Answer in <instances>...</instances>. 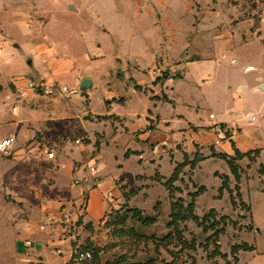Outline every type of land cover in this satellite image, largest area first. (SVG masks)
I'll return each mask as SVG.
<instances>
[{
  "label": "crops",
  "instance_id": "1",
  "mask_svg": "<svg viewBox=\"0 0 264 264\" xmlns=\"http://www.w3.org/2000/svg\"><path fill=\"white\" fill-rule=\"evenodd\" d=\"M199 1V33L191 44L184 32L175 38L179 23L137 22V9L120 5L96 22L83 9L86 0H0V140L15 137L8 152L0 151V264H68L62 217H77L86 184L94 187L83 219L96 224L107 211L104 192L113 190L117 204L122 186L137 178L144 193L142 176L151 178L156 169L173 175L185 154L204 158L192 170L206 187L196 202L201 214L219 208L217 173L233 178L223 157L252 152L254 160L236 163L247 160L255 174L248 179L240 168V187L252 208L253 230L263 233L264 0ZM164 2L176 13L195 9L193 0ZM175 60L181 79L172 75L155 83ZM232 65L251 78L236 81L229 86L234 92L219 99L218 90L228 87L224 70ZM85 78L92 85L80 89ZM29 80L67 84L73 93L47 96L29 89L20 98ZM134 83L153 92H139ZM247 90L261 100L244 104L241 93ZM216 123L228 133L213 131ZM43 144L56 152L55 161L47 159ZM128 150L137 154L127 157ZM89 165L97 167L93 176ZM223 199L231 208L230 194ZM243 242L255 250L239 251L237 264H264V248L256 240Z\"/></svg>",
  "mask_w": 264,
  "mask_h": 264
},
{
  "label": "rangeland",
  "instance_id": "2",
  "mask_svg": "<svg viewBox=\"0 0 264 264\" xmlns=\"http://www.w3.org/2000/svg\"><path fill=\"white\" fill-rule=\"evenodd\" d=\"M164 1L165 0H86L85 3H87V6H84L83 9H86V12H88L91 17H94V19L98 17L95 19L96 22L111 17L112 10L110 9H120V6H123L125 9H137V22L155 20L163 26L166 22L179 23V26L174 29L175 38H181L184 32L186 33L185 37L190 40V43L196 44L197 35L199 33L198 26L201 22V17L198 13V11H201V2L199 0H193L191 5L195 9H188L187 11L184 9L182 13L180 12L182 9H178L180 13H176L177 9H164ZM213 1L218 2L219 0ZM227 3L237 4L238 2L229 0ZM94 9L99 10L96 16L92 13ZM150 15H152V17ZM178 64H180V62L175 60L170 65L171 69L166 68L161 70V80H159L158 83L165 79V74L169 76L173 75L175 80H180L181 77H177V79L175 77L178 72L181 73V70L177 69ZM224 72V80L228 81V87L221 91L218 90L219 99L225 98L226 94L229 92H234L232 91L234 87L229 86L236 81L249 80L251 78L250 73H242V71L234 65L224 70ZM118 75L119 77L122 76L121 73H118ZM131 82L133 83V81ZM215 85L217 89L218 85L216 81ZM149 89L150 87L146 86L145 91H143V89L137 91L149 95L153 92V90L150 91ZM260 98L261 95L254 94L248 90L241 93V99L246 105L258 103V101L261 100ZM123 100L124 98L121 99V102H123ZM210 108L214 111L216 110L214 102H210ZM133 153L137 154V151L128 150L126 156L128 157ZM196 155L201 157L199 153ZM203 159L204 158L201 157L200 160ZM185 160H188L189 163L182 168L179 178L174 182V185L180 189L176 190L174 195L176 198L182 197L186 202H189L192 199L191 194L198 192L201 187L205 186L199 185L197 179L193 177L194 174L192 170L199 161L195 166H192L190 164L192 160L188 154H185L184 161ZM246 161L247 160L242 162V165H238L242 170V176L246 175V178L249 179L255 176V174L248 170L250 167L247 166ZM188 166L189 170L185 171ZM249 174L251 175L249 176ZM181 175L185 177H181ZM221 175L226 174H217L220 178ZM170 177H172V175L169 177L161 175L159 169H156V173L151 176V178L148 174H145V176L140 178V180L144 178V182H146L145 186L147 189L144 193H141V189H137V178L136 180H134V178L131 179L129 181V186H122V198L119 203L114 204V198L112 201H106L108 203L107 211L103 218L96 224L92 222L85 223L83 217L85 214L84 209H86L87 193L81 194L83 203L81 204V210L77 214V217H75L74 220L71 218L66 220V218L62 217V235L69 240L71 248V252L68 254L70 257L68 264H86L84 260L76 261L74 256L79 251H93L95 249H100L102 264H148L149 259H154L156 264H193V261H195V264H227L226 260L220 256L209 259V255L215 250L216 246H218L222 253L228 255V260L233 264L231 248L235 243L243 242V240H256L259 247L264 248V222L258 221L263 228L262 234H257L256 230H247L251 225L255 226L252 212L241 205L236 208H234L233 205L231 208H225L226 201L223 199V194L225 192L229 193L227 189L223 190L222 194L221 190H219V195L216 197L219 201V208L215 209L219 213L216 219H220L221 215H227L229 217L225 231L220 234L217 243L214 242L212 235L215 230L222 227L223 224L217 225L215 228H210L215 219H211L207 222V230L202 226H198L191 220L181 222L180 231L188 243L195 245L194 248L183 247L176 239H170L169 241H159L158 239L155 241L150 238L157 237L162 239L171 232L169 222L171 219L172 199L169 190L164 184ZM254 182L258 184V180ZM229 185L232 186L233 193L236 195V181L234 176L232 179L230 178ZM203 193H200L196 197L195 204L198 197ZM167 194H169V197ZM228 203L230 205V202ZM137 209L141 211L143 217L156 216V222L150 225H144L142 222L138 221L137 217L133 216L134 210ZM210 210L211 209H207L205 212L198 215L202 217ZM196 213H198L197 210ZM122 219H124V223H121ZM137 233L145 236L143 238H138ZM59 253L60 252H58V254ZM60 255L64 256L65 252L60 253Z\"/></svg>",
  "mask_w": 264,
  "mask_h": 264
},
{
  "label": "trees",
  "instance_id": "3",
  "mask_svg": "<svg viewBox=\"0 0 264 264\" xmlns=\"http://www.w3.org/2000/svg\"><path fill=\"white\" fill-rule=\"evenodd\" d=\"M165 78H168L169 75H164ZM175 77H179V74L175 75ZM159 80H161V77H158L157 80L155 81V83H157ZM135 84V89L136 90H142L143 87L134 83ZM224 127V125H222ZM228 133V131H227ZM255 155H258L259 151L256 150L254 151ZM244 157H248L250 160H254V157L252 156V152H248V153H241L240 151L236 152V156L234 158H227V157H223L224 159L227 160L228 164L230 165L232 174L235 178L236 181V186H235V190H236V195H234L233 193V189L231 188V186L229 185V181H230V177L228 175H221V178L223 179V184L220 188L221 190V194L223 192V190L227 189L231 195V203L233 205L234 208L238 207L239 205H241L242 207H245L248 211H251L252 208L249 204H247L243 198H242V193H241V187H240V180H241V170H240V166L238 165V163H236V160L244 158ZM201 157H199L198 155L195 156L194 160H192L190 162V164L192 166H195L196 163L198 161H200ZM188 160H185L183 163L177 164L175 171L172 175V177H170L164 184L167 187V189L170 192V196L172 199V207H171V219L169 222V227L171 228V232L165 236L164 238H157V237H150L152 239H154L155 241H157L159 239V241H169L170 239H176L178 240L183 247H189V248H194L195 245H193L192 243H188L184 236L182 235L181 231H180V224L181 222H187V221H193L195 222L198 226H202L205 230L208 229L207 226V222L210 221L211 219H215V221L213 222L212 226L210 228H215L217 225H221L223 224L222 227L218 228L215 230L214 234L212 235L214 238V242L217 243V241L219 240V236L220 234H222L225 231V227L227 225V220L229 219V217L227 215H221L220 219H216L218 216V212L215 209H211L208 213L204 214L202 217H200L197 213H196V204H195V199L196 197L200 194L206 191L205 187H201L199 189L198 192H194L191 194L192 199L189 202H186V200L182 197H175V191L176 190H180L178 187H176L174 185V182L179 178V175L181 173L182 168L188 164ZM218 174V173H217ZM239 201V202H238ZM134 217H137V220L142 222L144 225H150L156 222L157 217L156 216H145L143 217L141 215V211L140 210H134ZM121 223H124V219H122ZM254 226L251 225L250 227H248L247 230H253ZM145 235H139L137 233V237L138 238H143ZM145 238H149V237H145ZM241 250H245V251H252L255 250V246L249 244L248 242H241L239 244H234L231 248V256L233 258V264H237L239 261V258L237 256V254L239 253V251ZM92 252V258L90 259H86L84 260V262L86 264H102V259L100 256V249H95V250H88ZM216 256H220L223 259L226 260L227 264H232L231 261L228 260V255L226 253H222L220 251V249L218 248V246H216L215 250L209 255V259H212ZM148 264H156V262L154 261V259H149L148 260ZM193 264H195V261H193Z\"/></svg>",
  "mask_w": 264,
  "mask_h": 264
},
{
  "label": "built area",
  "instance_id": "4",
  "mask_svg": "<svg viewBox=\"0 0 264 264\" xmlns=\"http://www.w3.org/2000/svg\"><path fill=\"white\" fill-rule=\"evenodd\" d=\"M29 89L34 90L36 92H40L47 96H51L57 92H61L66 97H69L73 93V90L70 89V87L67 84H63V83L46 84L44 82H37L34 80H29L27 88L20 90L18 92V96L20 98H25L28 95ZM213 116L214 115H212V117ZM211 128L213 131L225 132V133L227 132L226 128L218 123L214 124ZM148 131L151 132L152 129H148ZM14 142H15V137H9V138L0 140V151L8 152ZM75 142L80 143V140H76ZM41 148L49 161H55L57 159L56 152L53 149H51L49 145L43 144ZM61 167H66V164L62 163ZM88 170H89L90 175L93 176L97 171V167L96 165H89ZM85 180L88 181L89 178L87 177L85 178ZM75 184L76 185L81 184V180L80 179L75 180ZM93 187L94 186L89 183L86 184L85 187L82 188L81 194L89 193L93 189ZM103 197L106 201H112L114 198V191L109 190V191L104 192ZM90 258H92L91 251H79L74 256V259L76 261H83V260L90 259Z\"/></svg>",
  "mask_w": 264,
  "mask_h": 264
},
{
  "label": "water",
  "instance_id": "5",
  "mask_svg": "<svg viewBox=\"0 0 264 264\" xmlns=\"http://www.w3.org/2000/svg\"><path fill=\"white\" fill-rule=\"evenodd\" d=\"M92 85V80L90 78H85L80 84V89L88 88Z\"/></svg>",
  "mask_w": 264,
  "mask_h": 264
}]
</instances>
